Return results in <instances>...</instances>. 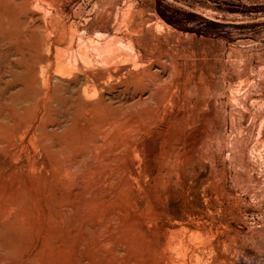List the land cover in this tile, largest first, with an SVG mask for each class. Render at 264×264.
Masks as SVG:
<instances>
[{"label":"rangeland","instance_id":"374dc122","mask_svg":"<svg viewBox=\"0 0 264 264\" xmlns=\"http://www.w3.org/2000/svg\"><path fill=\"white\" fill-rule=\"evenodd\" d=\"M0 264H264V0H0Z\"/></svg>","mask_w":264,"mask_h":264},{"label":"bare ground","instance_id":"6f19581e","mask_svg":"<svg viewBox=\"0 0 264 264\" xmlns=\"http://www.w3.org/2000/svg\"><path fill=\"white\" fill-rule=\"evenodd\" d=\"M199 240H202V246L204 249H207V248H214V242L212 240H208L206 237L205 238H202L201 236V239Z\"/></svg>","mask_w":264,"mask_h":264}]
</instances>
